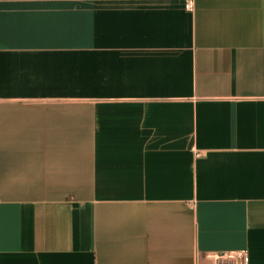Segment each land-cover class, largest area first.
I'll return each mask as SVG.
<instances>
[{
  "label": "crops",
  "instance_id": "0c3cea01",
  "mask_svg": "<svg viewBox=\"0 0 264 264\" xmlns=\"http://www.w3.org/2000/svg\"><path fill=\"white\" fill-rule=\"evenodd\" d=\"M0 0V264H264V0Z\"/></svg>",
  "mask_w": 264,
  "mask_h": 264
},
{
  "label": "built area",
  "instance_id": "2783aa9c",
  "mask_svg": "<svg viewBox=\"0 0 264 264\" xmlns=\"http://www.w3.org/2000/svg\"><path fill=\"white\" fill-rule=\"evenodd\" d=\"M185 8L189 11L193 10V0H186ZM209 256L213 264H250V254L244 249L214 251L210 252Z\"/></svg>",
  "mask_w": 264,
  "mask_h": 264
}]
</instances>
